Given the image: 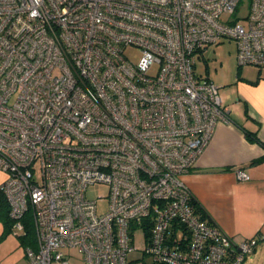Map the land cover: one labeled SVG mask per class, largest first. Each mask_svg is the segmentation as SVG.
I'll use <instances>...</instances> for the list:
<instances>
[{
	"label": "built area",
	"instance_id": "1",
	"mask_svg": "<svg viewBox=\"0 0 264 264\" xmlns=\"http://www.w3.org/2000/svg\"><path fill=\"white\" fill-rule=\"evenodd\" d=\"M222 39L238 67H264V0H0V190L11 232L26 234L27 213L33 223L27 264L62 263L67 247L89 264L252 253L257 238L202 218L183 178L232 121L219 87L195 75L196 55ZM94 183L108 186L101 213Z\"/></svg>",
	"mask_w": 264,
	"mask_h": 264
},
{
	"label": "crops",
	"instance_id": "2",
	"mask_svg": "<svg viewBox=\"0 0 264 264\" xmlns=\"http://www.w3.org/2000/svg\"><path fill=\"white\" fill-rule=\"evenodd\" d=\"M221 99L232 121L217 124L194 167L183 178L200 208L223 231L237 239L257 238L256 252L264 243V146L249 141L244 128L256 130L264 141V67H238ZM256 159L259 161L252 162ZM237 169L249 172L250 179L238 180ZM5 177L0 171V183ZM2 231L0 222V235ZM18 241L10 236L0 238V264L4 255L18 248ZM62 252L65 261L52 264H89L75 247ZM23 258L19 254L8 264H26ZM143 258L142 251H135L126 264H145Z\"/></svg>",
	"mask_w": 264,
	"mask_h": 264
},
{
	"label": "rangeland",
	"instance_id": "3",
	"mask_svg": "<svg viewBox=\"0 0 264 264\" xmlns=\"http://www.w3.org/2000/svg\"><path fill=\"white\" fill-rule=\"evenodd\" d=\"M247 0H245L246 2ZM242 13L241 11H239ZM235 43L233 40L222 39L220 42L216 44H209L206 48L202 50V52L196 55L195 60V72L197 76L200 77H208L212 80L217 87L219 88L220 97L223 96V89L227 87L229 84V80L232 76H234V72L238 68L236 60V49ZM36 176V175H35ZM38 176V170H37ZM39 177V176H38ZM37 177V178H38ZM108 186L104 183H94L88 186L87 188V196L97 201L98 212H104L107 207V199L106 195L108 193ZM102 198L100 199V197ZM6 236L15 237L18 241L17 236L14 235L13 232H9ZM142 232L138 230L136 232V241L138 244L142 243ZM2 249V248H0ZM1 251V250H0ZM25 250L22 245L18 244V248L13 250L11 253L3 256V264H8L11 261L17 259L19 257L23 258L25 256ZM245 260L242 264H264V243L258 246V250L256 252L253 250L252 253H249L245 256ZM23 261L27 259L23 258ZM150 259L144 255L142 261L145 264H150ZM17 264V263H15ZM18 264H21L18 263Z\"/></svg>",
	"mask_w": 264,
	"mask_h": 264
},
{
	"label": "trees",
	"instance_id": "4",
	"mask_svg": "<svg viewBox=\"0 0 264 264\" xmlns=\"http://www.w3.org/2000/svg\"><path fill=\"white\" fill-rule=\"evenodd\" d=\"M244 132H245V136L248 138L249 141L251 142H256L258 144H260V146H264V141H262L256 130L251 131V130H246L244 128ZM259 161V159L253 160L252 162H257ZM7 201L5 196L2 194V191L0 190V222L3 225V231L0 235V238H3L6 236V234H8L9 232H11V227H12V223L13 220L12 218H10L9 215V206H7ZM195 205V210L201 215L202 218H207L208 220L213 221L210 217H208V215L202 210V208H200L197 200L194 198V203ZM25 217V229H26V234L24 236H21L18 238V242H20V245L23 246V248H25L26 246H31L32 248L36 247V242L35 240V236H34V227H33V223L31 221L30 215L29 213L26 214ZM151 264V263H150ZM155 264V263H153Z\"/></svg>",
	"mask_w": 264,
	"mask_h": 264
}]
</instances>
